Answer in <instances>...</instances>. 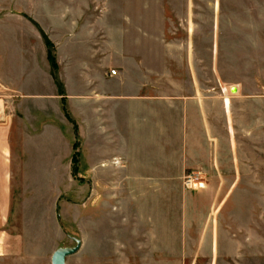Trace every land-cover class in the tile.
Instances as JSON below:
<instances>
[{
  "label": "crops",
  "instance_id": "crops-1",
  "mask_svg": "<svg viewBox=\"0 0 264 264\" xmlns=\"http://www.w3.org/2000/svg\"><path fill=\"white\" fill-rule=\"evenodd\" d=\"M194 10L0 0V264H262L264 0Z\"/></svg>",
  "mask_w": 264,
  "mask_h": 264
},
{
  "label": "rangeland",
  "instance_id": "rangeland-1",
  "mask_svg": "<svg viewBox=\"0 0 264 264\" xmlns=\"http://www.w3.org/2000/svg\"><path fill=\"white\" fill-rule=\"evenodd\" d=\"M150 2V6L155 7L156 9L159 8V10L164 9L166 10L167 15L171 16H178L179 13H184L186 7H192L194 8L197 12V16L194 18V21L197 22L198 27H197V38L199 40L198 42V50H199V55L201 58H205V46H204V40L206 38V33L210 31V26H211V17H212V8L214 7V19L215 17L218 19L220 16V0H148ZM135 4L138 3L140 5V0H134ZM220 20V17H219ZM1 103V101H0ZM2 105V104H1ZM2 107V106H1ZM12 115V112L6 110L4 111L2 108L0 110V122L4 121V118L10 119ZM189 173H198L199 176L195 177L193 180V184L187 185L186 183V175ZM184 185L192 190H197L198 188H204V186H200L198 184L205 182V178L201 171L199 170H190L188 171L183 178ZM198 183L195 184L194 183ZM263 216H264V192H263ZM262 233H263V238H262V264H264V218L262 222ZM214 264H226L225 262L222 261V258L219 256H214L212 259ZM199 262L201 264H209L211 262L210 257H201L199 258ZM248 262L247 264L251 263Z\"/></svg>",
  "mask_w": 264,
  "mask_h": 264
},
{
  "label": "water",
  "instance_id": "water-1",
  "mask_svg": "<svg viewBox=\"0 0 264 264\" xmlns=\"http://www.w3.org/2000/svg\"><path fill=\"white\" fill-rule=\"evenodd\" d=\"M76 250L77 247L57 250L53 255L52 264H65L66 257Z\"/></svg>",
  "mask_w": 264,
  "mask_h": 264
},
{
  "label": "built area",
  "instance_id": "built-area-1",
  "mask_svg": "<svg viewBox=\"0 0 264 264\" xmlns=\"http://www.w3.org/2000/svg\"><path fill=\"white\" fill-rule=\"evenodd\" d=\"M112 75H114V74H116V70H111V72H110ZM199 176V174L198 173H189V174H187L186 175V183H187V185H189L190 183L191 184H193L192 182L194 181L193 179L195 178V177H198ZM200 183V182H199ZM195 184H198V183H194V185Z\"/></svg>",
  "mask_w": 264,
  "mask_h": 264
},
{
  "label": "trees",
  "instance_id": "trees-1",
  "mask_svg": "<svg viewBox=\"0 0 264 264\" xmlns=\"http://www.w3.org/2000/svg\"><path fill=\"white\" fill-rule=\"evenodd\" d=\"M47 43H49V45L51 47V44H50V42L48 40H47ZM49 58H50V60L52 62L53 68L55 69L56 68V61H55V57H54V55H53L51 50H49Z\"/></svg>",
  "mask_w": 264,
  "mask_h": 264
},
{
  "label": "bare ground",
  "instance_id": "bare-ground-1",
  "mask_svg": "<svg viewBox=\"0 0 264 264\" xmlns=\"http://www.w3.org/2000/svg\"><path fill=\"white\" fill-rule=\"evenodd\" d=\"M0 110H1V105H0ZM199 183V182H198ZM198 185H200V186H204V184L203 183H200V184H198Z\"/></svg>",
  "mask_w": 264,
  "mask_h": 264
}]
</instances>
